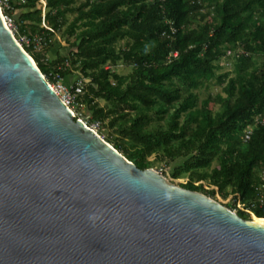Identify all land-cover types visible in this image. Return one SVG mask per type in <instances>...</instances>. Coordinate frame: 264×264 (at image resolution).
Listing matches in <instances>:
<instances>
[{
  "label": "trees",
  "instance_id": "1",
  "mask_svg": "<svg viewBox=\"0 0 264 264\" xmlns=\"http://www.w3.org/2000/svg\"><path fill=\"white\" fill-rule=\"evenodd\" d=\"M43 1L9 0L3 12L24 11L14 34L31 42L22 46L51 84L72 72L88 81L77 98V109L92 110L88 125L109 121L119 138L105 140L142 170L182 159L171 172L188 179L180 186L214 199L215 190L197 185L206 183L232 196L231 210L240 202L250 211L237 210L240 217L264 223V126L244 141L254 116L264 115V0ZM239 50L247 56H227ZM231 58L233 69L223 71ZM120 65L131 72L120 74ZM213 86L222 91L201 98Z\"/></svg>",
  "mask_w": 264,
  "mask_h": 264
},
{
  "label": "water",
  "instance_id": "2",
  "mask_svg": "<svg viewBox=\"0 0 264 264\" xmlns=\"http://www.w3.org/2000/svg\"><path fill=\"white\" fill-rule=\"evenodd\" d=\"M0 264H264V224L138 168L77 117L0 0Z\"/></svg>",
  "mask_w": 264,
  "mask_h": 264
},
{
  "label": "rangeland",
  "instance_id": "3",
  "mask_svg": "<svg viewBox=\"0 0 264 264\" xmlns=\"http://www.w3.org/2000/svg\"><path fill=\"white\" fill-rule=\"evenodd\" d=\"M42 2V1H41ZM44 4V3H43ZM207 11V10H205ZM24 11H17L14 13V17H13V22L11 23V29L14 31L15 33V30H16V25L14 23V20L15 19H18L19 16L23 13ZM71 19V17H70ZM208 20L210 19L211 20V17H208L207 18ZM58 41L60 43V45L63 47L62 49H60V52L63 54V55H66L68 56L69 52H70V47H69V44L65 41V40H61V38L57 35L56 38L54 39V41ZM20 41L23 43V44H30L31 42L26 39L25 36L21 37L20 38ZM28 41V42H27ZM124 43H121L119 45V47H121ZM42 45H38V49L37 51L38 52H45V48L42 49L41 48ZM52 51L48 53L49 56L53 57V53H56L55 49H51ZM233 64H234V59H230V60H224L222 61V65L224 66V70L223 71H226V70H232L233 69ZM70 67V66H69ZM117 72H119L120 74L122 75H127L131 72V68L130 67H127L125 65H120L118 68H117ZM74 73V74H73ZM72 74L74 76H68L64 79L63 81V84L66 85V86H69V87H73L74 85H76V83L79 82V77L81 76L79 72H72ZM83 81V80H82ZM88 81H83L82 83L87 86V83ZM58 90H60V88L58 87ZM222 91V88L221 87H218V86H213L210 88L209 91H204L202 90L201 91V98H205L207 96L208 93H211L213 95L217 94V93H220ZM64 92V91H63ZM99 104L100 106H105L106 105V102L103 101V100H100L99 101ZM214 110H218V107L217 106H213L211 105ZM76 115L77 117H82V118H85V121L88 122L90 121L93 113H92V110L90 109V107L85 104V105H80L79 106V109L76 110ZM108 122L109 121H106L104 124H100L99 122H95V123H89V125H91L90 127H93L99 134L102 138L106 139L108 136H112V138H119V134L116 133L115 129H112L108 126ZM113 146V145H112ZM154 156H152L150 158L151 161L154 160ZM182 159L181 160H178L176 161L175 163L173 164H170V165H167L166 162H159V163H156L153 167L154 170L158 171L160 174H166V178L172 182V183H175L177 185H180V184H185L187 183L188 179L186 178V176H184V178H179V179H173L171 177V172L173 170V168L175 166H177L178 164L182 163ZM199 184H203L204 187L207 189V190H215L216 191V196H215V200L218 201L219 203L223 204L224 206L230 208L234 201L232 199V196L229 197L228 199H223L221 197V195L218 193V189L215 188V187H212V186H209L208 184L206 183H203V182H198L197 185ZM231 209V208H230ZM236 211V210H234ZM251 218L253 219V215L251 214Z\"/></svg>",
  "mask_w": 264,
  "mask_h": 264
},
{
  "label": "built area",
  "instance_id": "4",
  "mask_svg": "<svg viewBox=\"0 0 264 264\" xmlns=\"http://www.w3.org/2000/svg\"><path fill=\"white\" fill-rule=\"evenodd\" d=\"M41 1L45 5V2L43 0H41ZM21 2L25 3V0H21ZM2 4H3V6H5V8L10 9L9 0H4L3 3L1 2V6H2ZM2 10H3V7H2ZM5 20L7 22V25L11 29V23L13 22V17H9V16L5 15ZM19 42L21 44H23L20 40H19ZM244 54L247 56V53H245V51H243V50H239L236 53H234L233 51H229L227 56L232 57L234 55H237V57H239L240 55H244ZM174 56H177V53H175ZM63 81H64L63 79H58V81L56 83L52 84V86L58 92V94L63 99V101L75 113L77 108H78L77 98H78L79 94H81L83 89H84V84L82 83L83 81H79L73 87H69V86L64 85ZM58 87L60 88V90H58ZM75 115H76V113H75ZM259 126H264V115H255L254 116L253 123L251 125H249L244 131V141H249L252 134H253L254 129L256 127H259ZM91 128L94 129L93 127H91ZM258 189L260 191V196H259L258 201L260 202V204L264 205V167L260 170L259 188ZM237 210L246 211V212L250 213V211L248 209H246L245 206L243 204H241L240 202L237 205ZM237 210L235 212H237Z\"/></svg>",
  "mask_w": 264,
  "mask_h": 264
},
{
  "label": "bare ground",
  "instance_id": "5",
  "mask_svg": "<svg viewBox=\"0 0 264 264\" xmlns=\"http://www.w3.org/2000/svg\"><path fill=\"white\" fill-rule=\"evenodd\" d=\"M259 223H262V222H259ZM262 224H264V223H262Z\"/></svg>",
  "mask_w": 264,
  "mask_h": 264
}]
</instances>
